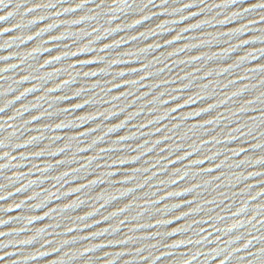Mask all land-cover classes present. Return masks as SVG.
<instances>
[{
	"label": "water",
	"instance_id": "95a60500",
	"mask_svg": "<svg viewBox=\"0 0 264 264\" xmlns=\"http://www.w3.org/2000/svg\"><path fill=\"white\" fill-rule=\"evenodd\" d=\"M264 0H0V264H264Z\"/></svg>",
	"mask_w": 264,
	"mask_h": 264
},
{
	"label": "snow or ice",
	"instance_id": "6c2138e0",
	"mask_svg": "<svg viewBox=\"0 0 264 264\" xmlns=\"http://www.w3.org/2000/svg\"><path fill=\"white\" fill-rule=\"evenodd\" d=\"M260 7H264V4H261Z\"/></svg>",
	"mask_w": 264,
	"mask_h": 264
}]
</instances>
